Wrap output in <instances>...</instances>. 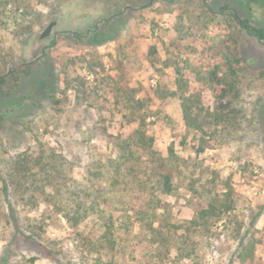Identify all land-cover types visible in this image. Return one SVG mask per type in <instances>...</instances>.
<instances>
[{"label":"rangeland","instance_id":"374dc122","mask_svg":"<svg viewBox=\"0 0 264 264\" xmlns=\"http://www.w3.org/2000/svg\"><path fill=\"white\" fill-rule=\"evenodd\" d=\"M225 3L0 0V75L8 76L0 89V171L15 155L47 150L80 180L92 155L114 149L104 131L126 137L144 117L154 149L168 157L173 148L178 157L177 191L166 199L173 223L191 220L194 202L210 193L223 196L231 187L234 199L233 210L201 239L196 263L171 252L159 264H264V41L221 15ZM230 3L240 18L264 28V0ZM151 46L159 74L148 59ZM227 52L238 53L244 68L238 126L188 132L180 100L163 101L157 89H175L179 67L213 110V94L197 73L203 77ZM29 63L31 75L16 80L9 73ZM8 194L0 191V264H135L123 251L99 263L94 252L82 258L74 231L47 201L51 190L34 203L27 202L31 192L17 204Z\"/></svg>","mask_w":264,"mask_h":264},{"label":"trees","instance_id":"16d2710c","mask_svg":"<svg viewBox=\"0 0 264 264\" xmlns=\"http://www.w3.org/2000/svg\"><path fill=\"white\" fill-rule=\"evenodd\" d=\"M230 1L226 0L219 13L229 17L249 37L264 41V28L240 18ZM205 4L208 6L207 2ZM207 9L213 11L211 7ZM74 38L82 40L77 34ZM157 55V48L151 46L148 59L159 74L162 71ZM243 70L238 53L227 52L203 77L197 73L198 79L204 80L213 94L216 103L213 110L205 107L201 93L190 85L179 67L175 89H166L160 84L158 96L163 101L180 100L188 132L206 136L219 128L228 130L238 126L241 111L235 102L240 98ZM32 72L33 64L29 63L18 69L12 68L9 73L19 80L20 76ZM7 78L0 75V89ZM134 121L129 119V123ZM145 123L146 118H140L138 127L126 137L104 131L102 136L114 149L99 158L92 155L80 180L74 178L71 164L53 154L49 157L47 150L38 156L31 153L15 155L5 165V173L0 171V191L10 193L17 204L18 199L29 192L27 202L34 203L40 194L51 190L47 201L74 231V242L82 258L94 252L98 254L99 263L103 257L114 259L123 251V256L126 254L135 264H159L175 252L196 263L200 241L210 233L212 221H219L233 210V190L228 187L223 196L210 193V196L195 201L193 218L184 223H173L166 199L177 191L178 157L173 148L168 157L154 149V138L147 134ZM202 142L200 152L206 148V142L203 139ZM11 212L16 213L12 206ZM248 258H253V249Z\"/></svg>","mask_w":264,"mask_h":264},{"label":"water","instance_id":"95a60500","mask_svg":"<svg viewBox=\"0 0 264 264\" xmlns=\"http://www.w3.org/2000/svg\"><path fill=\"white\" fill-rule=\"evenodd\" d=\"M55 20H56V18H55ZM55 24H56L55 21L50 23L49 26L47 27V29L43 32L42 37H46L47 35H49L52 28L55 26Z\"/></svg>","mask_w":264,"mask_h":264}]
</instances>
